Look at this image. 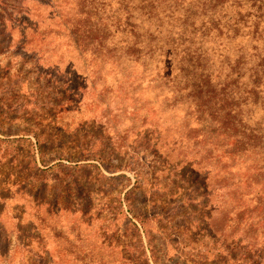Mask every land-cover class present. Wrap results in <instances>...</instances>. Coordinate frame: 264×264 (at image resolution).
Returning <instances> with one entry per match:
<instances>
[{"label":"rangeland","instance_id":"1","mask_svg":"<svg viewBox=\"0 0 264 264\" xmlns=\"http://www.w3.org/2000/svg\"><path fill=\"white\" fill-rule=\"evenodd\" d=\"M206 1L0 0V264H264L236 238L264 202V80ZM216 101L262 126L256 160L203 124Z\"/></svg>","mask_w":264,"mask_h":264},{"label":"trees","instance_id":"2","mask_svg":"<svg viewBox=\"0 0 264 264\" xmlns=\"http://www.w3.org/2000/svg\"><path fill=\"white\" fill-rule=\"evenodd\" d=\"M193 3V7H195ZM207 10L211 11L207 21H203L199 27H205L206 30L214 31V28L209 26L211 22H216L215 27L219 33H223V30L230 33V38H246V45L252 46L250 53H245V48L240 47L238 49L239 54L236 59L238 66L249 67L251 70L250 78L254 80V83H258L264 80V0H208L203 2L202 14H206ZM83 24V23H82ZM193 24V23H192ZM223 29V30H222ZM239 45V44H238ZM237 47V46H236ZM254 62V64L252 63ZM242 74L236 73V78L239 80ZM237 82V81H236ZM264 88V87H263ZM212 98V97H210ZM219 101L211 102L210 109L214 110L210 123H203L204 125L212 124L214 130H220V136L223 142L227 143L230 150L227 151V157L230 158L229 162H241V164H248L247 159H254V150H249V147L253 145L254 141L260 137L262 129L259 124L253 126L248 124L250 120L248 117L244 120L240 118V126H233L230 113L221 114L220 108L217 106ZM218 107V108H217ZM222 108V105L220 106ZM206 106H202L199 112L204 113ZM240 112V111H239ZM209 119V117H208ZM264 128V127H262ZM257 156V154H256ZM256 160V159H254ZM53 168L49 167L48 169ZM253 168L249 164L246 171L241 175L242 183L248 187L253 182L257 184L258 178L249 177V169ZM256 171L253 168L254 172ZM258 171V170H257ZM240 176V174H236ZM253 178V179H251ZM237 189V187H236ZM236 189L234 191H236ZM262 189H258L256 195L261 194ZM235 193V192H234ZM250 213H256V216L249 219V229H251L250 237L247 236V232L243 235H239V241L245 243L250 249L258 248V252L264 254V202L258 203L252 207ZM244 213L237 211L236 213V227L241 225V219ZM248 224V223H247ZM263 256V255H260Z\"/></svg>","mask_w":264,"mask_h":264}]
</instances>
